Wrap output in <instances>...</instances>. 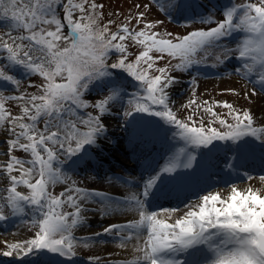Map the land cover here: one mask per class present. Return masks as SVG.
I'll list each match as a JSON object with an SVG mask.
<instances>
[{
  "label": "snow or ice",
  "instance_id": "obj_1",
  "mask_svg": "<svg viewBox=\"0 0 264 264\" xmlns=\"http://www.w3.org/2000/svg\"><path fill=\"white\" fill-rule=\"evenodd\" d=\"M152 3L169 19L175 13L186 24L204 27L182 36L161 33L155 29L163 21H147L146 11H141L112 31L115 22L102 23L103 5L96 0H0L5 29L0 32V129L11 137L2 153L8 160L0 161V174L9 182L0 195V221L9 214L30 216L37 229L31 238L4 241L6 250L0 255L21 262L32 257L29 264H60L56 257L73 260L76 249L89 247L91 240L78 241L74 231L86 222L87 206L97 203L102 216L135 214L96 234L114 237L123 250L131 247L130 258L109 264H264V192L259 188L241 190L231 183L227 197L205 190L182 209H152L162 197L179 198L217 171L254 159L264 165V120L258 121L251 109L191 99L183 107L195 105L193 114L182 120L170 106L169 91L179 82L173 72H187L202 62L199 54L211 51L220 53L213 67L233 58L239 61L233 72L251 85L246 99L264 95V0H229L207 11H201L206 6L197 0ZM215 12L223 19H216ZM133 19L143 27L130 28ZM237 33L234 47H229L226 41ZM129 41L140 49L134 59H129ZM165 58L167 63L158 66ZM21 76H39L41 83L30 85L37 91L6 96L4 90L19 88ZM129 86L135 91L129 92ZM86 93L97 98L90 102ZM9 101L20 102L19 115L6 106ZM218 107L227 113L217 112ZM141 114L174 128L172 140L178 146L164 164L149 166L139 190L123 198L77 186L65 165L91 167L93 152L108 142L105 120L120 116L136 130L152 123ZM14 151L29 158L21 159ZM243 176L257 178L247 172ZM258 179L264 183V175ZM57 185L65 187L54 194L50 189ZM21 186L27 193L18 190ZM89 260L99 264L100 258Z\"/></svg>",
  "mask_w": 264,
  "mask_h": 264
},
{
  "label": "rangeland",
  "instance_id": "obj_2",
  "mask_svg": "<svg viewBox=\"0 0 264 264\" xmlns=\"http://www.w3.org/2000/svg\"><path fill=\"white\" fill-rule=\"evenodd\" d=\"M98 4L103 5V20L102 23L106 24L109 20L114 21L115 23L110 25L112 31H116V26L118 24H121L126 21V18L129 16L135 17L139 12L146 11V20L147 21H157L161 20L163 21L162 24H158L157 28L155 29L158 32L165 33V32H171L174 36H182L186 35L189 31H193L196 28L204 27L200 25L199 23L194 24H186V22L181 19L179 16H177L175 13H173L174 19H169L165 16V14L158 10L157 6L152 3V0H96ZM166 3L167 0H164ZM198 3L205 5L206 8L201 9V11H207L211 10L213 4L219 3L220 5L227 4L229 0H197ZM233 3L241 4L244 3L245 0H232ZM255 2V0H253ZM149 5V9H145L143 5ZM136 5H141L140 8H137ZM216 19H223V16L220 12L214 13ZM215 26V25H212ZM129 27H136L137 30L139 28L143 27V24L140 25L136 24V20L133 19L129 25ZM5 31L2 22H0V32ZM230 41V42H227ZM226 43L229 47H234L235 40H227ZM129 43V52L131 55L129 56V59H134L135 55L138 54L139 48L138 46H135L132 44L131 41ZM219 52L212 53L211 51L207 54L201 53L196 58L200 59L202 62L198 65H194L191 69H189L187 72L179 73V72H173L172 74L178 77L179 82L175 84L169 91H170V97L171 101L173 102L170 106L173 108V111L176 112L178 118L184 120L188 116L193 114V108H195V105L192 106V108L183 107L184 105H187L188 102L191 99H195L197 104H202L204 101H208L210 104L213 101H227L229 103H232L236 108L238 109H251L252 113L255 117L256 114H258L259 110L262 109V105L264 106V95H257L251 97V99H246L244 96L245 91L249 90L251 88V85L248 84L245 80L240 79L239 76H237L233 69L235 66H238L237 59H230L225 61L223 64H218L216 67H213V64H216L215 56L219 55ZM237 60V61H236ZM235 61V62H234ZM167 63V58L165 60H161L158 62V66H164ZM173 64L177 63V61L173 60ZM21 79V84L18 89H16L14 86L9 90H4V94L6 96L10 95H20L21 93H34L37 91L36 87L30 86V85H39L41 83V78L39 76H27V77H19ZM243 81L241 83H237V81ZM195 81V83H193ZM195 90V95H193V92ZM232 90H235L236 92H239L240 95L234 94ZM135 91V88L129 86V92ZM85 98H87L90 102L94 101L97 97L94 93H86ZM20 102L17 101H9L6 105L13 115H19L20 114V107L18 106ZM217 112L221 114L227 113V109L223 107H218L215 109ZM92 111V109H84L82 112ZM200 113H196V117L198 118ZM142 119L147 120H154L156 121V127L162 128V130H166L169 133V143L170 148L174 145L178 146V141L172 140V132L174 131V128L169 125H165L163 121L160 120L158 117H151L147 116L146 114H141ZM116 120H118L119 124L121 123L122 126H127L124 123V120L121 119L120 116H114ZM209 117L205 115V120L207 121ZM261 120L258 118V121ZM163 126V127H159ZM120 137L122 138V142L120 144H117L118 147L122 146L125 141V132L122 128H118L116 131ZM110 134V133H106ZM10 135L5 132L4 129H0V161H7L8 156L3 155L2 153H6L8 151V145L7 140L10 139ZM124 146V145H123ZM96 151L93 152V156L95 155ZM13 155H16L17 157L21 159H27L29 158L27 154L21 152V151H14ZM199 158V156H198ZM75 159V158H73ZM101 161V160H100ZM70 163V162H69ZM164 164V163H163ZM65 171L67 172V175L71 177L72 181L76 182V185L81 188H86L88 190H95L99 191L97 188L101 187L102 191H110L111 184L115 183L118 184V182L115 180L112 176H106L107 174L105 172H101L99 169L96 168V166L91 167H85V165L80 164L75 169H72L68 167V165H65ZM239 173L242 175L247 172L245 169L238 170ZM17 174V173H14ZM259 174L255 175L254 177H259ZM220 177V176H219ZM218 176H212V178H215L216 180H219ZM111 178V182H110ZM34 182V181H33ZM97 183H102V186H96ZM236 183L237 186L239 184H249L251 183V180H247L246 178H243L241 181H235L230 182L227 184ZM225 185H220L216 187V189H219L221 191L222 196L227 197L230 193V188ZM240 185V186H241ZM9 186V182L6 178V176L0 174V195L5 194L4 190ZM64 185H57L55 188L50 189L54 194H59L64 189ZM253 187L259 188L262 192H264V183L259 181V183H253ZM137 188V187H136ZM134 188L133 190L130 189V192L127 194L129 195L132 192H137L138 188L136 190ZM239 189L242 188L238 187ZM19 191L27 193V189L23 186L18 188ZM243 190V189H241ZM214 191V190H210ZM195 200V199H193ZM89 207L93 208L95 213H92L93 215H96L98 217L102 216L100 212L96 213L98 211L100 205L97 203H90L88 205ZM175 206V205H174ZM179 208H183V205L176 206ZM165 208H171V207H165ZM160 209V208H159ZM65 211H72V209L65 208ZM157 210V209H155ZM6 214H9L6 211ZM87 215V214H86ZM10 218L6 221H0V252L3 250H6L4 247V241L8 242H16V241H22L27 238H31L34 232L37 230L36 227H34L30 223L31 217H23V216H17L12 217L9 214ZM93 226L91 223H89L87 220L84 224L77 227L74 231V236L78 241L85 240L88 238H91L89 247H83L81 244L77 249V256L73 258L71 261H67L71 264H90L89 258L99 257V264H107L104 262L105 257L102 255V251L104 249L105 244H112L115 241L114 237L105 236V238H99L97 236L91 237L90 235H93L91 233L96 234L98 232L103 231L104 223L101 221V226L93 228L95 232H88L86 228H90ZM19 234V236L17 235ZM18 237L19 239H16ZM94 252V253H93ZM96 252V253H95ZM55 259L62 261L64 258L56 257ZM32 260V257H29L25 263L13 258V257H4L0 255V264H29V261ZM61 263V262H60Z\"/></svg>",
  "mask_w": 264,
  "mask_h": 264
},
{
  "label": "bare ground",
  "instance_id": "obj_3",
  "mask_svg": "<svg viewBox=\"0 0 264 264\" xmlns=\"http://www.w3.org/2000/svg\"><path fill=\"white\" fill-rule=\"evenodd\" d=\"M242 82H243L242 80L237 81V83L243 84ZM258 112L259 113L256 114L257 118L264 120V106L263 105H262V109H260ZM105 123L108 125L107 133H110V134H107L108 142L105 143L101 149L96 150V153H95L96 156H93V158L91 160V165L96 166V168L99 169L102 173L103 172H105L106 174L108 173L106 176L109 175V176H115V177L121 178L123 183H121V184H115L114 183L113 184L111 182L112 186L109 189L110 191H107V193L113 197H116V198H123L124 196H126L124 193H127V194L129 193V191H127V188L125 189V187L128 184H136V185L139 184L140 178L143 175V172H142V170H140V167H139L138 163L136 162V159L133 158L132 156H130L129 146H127L125 148H123L122 146L118 147L117 144L122 142V138L120 137V135L116 131L118 128H122L125 133L132 131V133L135 134L136 131L131 129V128L128 129V127L122 126L121 123L119 124L118 120H116L114 117L107 118L105 120ZM147 127L148 126L143 127L142 130H146ZM139 128L140 127H138V129ZM81 164H83V163H81ZM252 169H257V166L252 167ZM258 171H260V169ZM121 174L123 175V178L120 177ZM132 174L134 175L135 180L126 179L127 177H130V175H132ZM243 178H244L243 176H240V177L238 176L237 179L242 180ZM125 181H131V183H126ZM236 181H238V180H236ZM259 181L260 180L257 177L255 179L251 180L250 185L249 184H247V185L246 184H243V185L239 184L238 187L242 186L241 189H246L249 186L253 187V183H255V184L259 183ZM226 182L227 181H221L220 183H222V185H225ZM206 183H203V184H206ZM203 184H201L199 187L203 186ZM217 185L218 184H216L215 186H217ZM96 186H102V183H97ZM210 188H212V186L206 185L205 187L203 186L201 191L203 192L207 189L209 190ZM97 189L99 191H102L101 187H99ZM213 190L214 191H220L219 189H216V188L215 189L213 188ZM192 191H195V188L192 189ZM121 192H123V193H121ZM197 194H200V192H198ZM190 197L196 198V195H194V197L193 196H190ZM187 200L188 199H185V200H183V202H186ZM179 201H180V203H182L181 200H179ZM166 205H168V204H166ZM87 207H88V211H86L84 213V215L87 217V221L89 223H91L93 228L101 226V221H103L104 227H107L110 223H121L127 219H132L135 216L134 213L129 212L127 214L118 213V214H113L110 216L98 217V216L92 214V213H95L93 208H91L89 206H87ZM155 207H156V204H152V209ZM98 212L99 211H96V213H98ZM93 228L92 227L86 228L87 230L85 232L86 233L95 232V230ZM98 233H103V231L98 232ZM91 234H93V235H90V236L93 237L96 235V232L91 233ZM17 235L19 236V234H17ZM105 236H107V235H101V236H97V237L103 239V238H105ZM16 239H19V238L16 237ZM118 243L119 242L115 239V241L112 244H105L104 245V249L102 251V254H100L103 257H105L104 262L107 261V263L109 264V261L115 262V261H119V260H123V259L131 257V255H132L131 247L129 246V248L127 250H123L118 246ZM25 261L23 263H25ZM67 261L68 260L66 258H64V259H62V261H60L61 262L60 264H70Z\"/></svg>",
  "mask_w": 264,
  "mask_h": 264
}]
</instances>
